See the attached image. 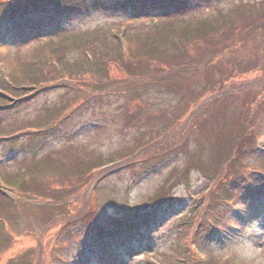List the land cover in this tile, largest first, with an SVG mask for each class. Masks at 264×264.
<instances>
[{
	"label": "rangeland",
	"instance_id": "obj_1",
	"mask_svg": "<svg viewBox=\"0 0 264 264\" xmlns=\"http://www.w3.org/2000/svg\"><path fill=\"white\" fill-rule=\"evenodd\" d=\"M122 1L103 0L105 8L59 21L75 33L111 32L120 46L125 37L132 62L147 56L161 72H126L110 63L100 80L26 90L25 101L7 112L0 197H14L15 205L7 219L0 213V264H75L82 252L88 261L81 264H101L91 254L99 228H130L151 210L156 192L165 208L159 226L138 232L151 248H141L130 264H178L167 257L189 213L194 225L184 264H264V188L263 195L247 186L228 195L227 169L215 178L223 175L222 182L210 180L220 159H234L233 172L248 185L264 170V0H186L192 8L185 19L219 18L220 30L169 57L163 47L135 46L130 30L147 23L114 8ZM4 31L0 23V76L8 80L33 43L16 49ZM135 145L124 159L113 155ZM24 162L21 182L32 188L30 197L5 177L22 172ZM211 233L221 242L210 241Z\"/></svg>",
	"mask_w": 264,
	"mask_h": 264
},
{
	"label": "trees",
	"instance_id": "obj_2",
	"mask_svg": "<svg viewBox=\"0 0 264 264\" xmlns=\"http://www.w3.org/2000/svg\"><path fill=\"white\" fill-rule=\"evenodd\" d=\"M102 1L0 0V23H3L5 27L4 36H2H6L16 49L23 47L31 41L33 43L26 54H22L23 56L21 57L17 55L18 60H15V62L22 70H15L16 77L11 75L10 80L6 82L0 76V140L3 139L5 143L9 140V135L5 136L7 134L5 133V129L8 126H6L4 118L7 116V112L13 109V105L25 101L26 95L24 92L26 90L52 89L61 86V80H67L74 84L76 81L86 79L87 76L100 80L102 73L107 70L110 63L115 64L120 69H124L126 72H131L133 69H144L147 72L151 71L154 75L161 72V67H149L153 61H150L147 56L142 57L144 61L132 62L128 51V44L126 43L127 48L123 52L117 36H113L114 34L111 32L96 29L91 32L75 33L66 30L61 25L60 18L81 17L88 10H95L98 7L105 8ZM114 8L117 10L122 9L125 12L129 11L134 16H140V18L135 17L137 20H144L143 22L147 23L139 30H133L134 28L130 30L132 42L136 47L141 46L144 50L163 47L166 48L164 55L166 57H169L168 54L185 52L191 49L192 46L190 44L199 42L201 36H209L220 30L219 24L221 23L219 22L221 20L219 21V18L185 19L184 14L192 8L191 3L186 0H123L122 3H116ZM261 41L264 42V38ZM73 53H78V56L71 57ZM20 58H24L27 66H22ZM146 63L148 66H139ZM17 71H20V73H17ZM156 78L157 76H153L151 79ZM151 81L153 82L154 80ZM57 108L59 107L57 106L55 109ZM55 109L51 111H55ZM160 146L161 144L156 145L155 149H159ZM243 146L244 144H241L240 147H237V155L244 149ZM134 147L136 145L130 146V148H126L125 150H115L113 155L124 159L130 153H133L131 150ZM146 150L148 149L141 151V153ZM237 155H234L236 163L240 161V156L237 158ZM232 161L234 159L232 160L231 158L224 164H222L223 161L221 159L220 162L216 161V170L211 175L212 179L210 180L217 178L221 172L227 169L231 175V182L229 183V188L226 190L228 195H233V191L238 194L243 188L245 190L246 186L251 190L252 194H262V189L264 188V170L262 174H256L257 178H252L257 184L254 188H250L247 184L249 178L246 179L245 176L238 174L236 170V172H233ZM25 162L22 167L18 165V171L22 172L9 170L5 172V177L9 180V184L16 185L17 182V186L20 185L19 187H22L24 197H30L32 188H25L27 185L21 182V177L26 175L27 172ZM30 174L33 173L31 172ZM222 176L219 179H215L214 183L222 182L224 180ZM13 185H11V189L18 191V189L12 187ZM220 185L221 183H218V187ZM162 190L164 189L160 188L159 192ZM34 198L41 199L42 197L36 196ZM156 198L157 192L154 195L151 210L144 212V214L140 213L136 215L135 222L130 228L123 226L126 229L124 234H122L123 227H112L105 231L99 228L98 235L101 243L96 245V252H99L100 257L98 258L101 263L130 264L129 261L138 257L141 248H151L150 243L147 246L145 244L146 241L144 245H142L143 243L137 244L136 240L133 242L132 238L138 232H142V229H150L151 226L156 229L159 226L160 218L157 214L165 208L162 201L159 202ZM252 200L254 198L249 201ZM167 204L165 205L167 206ZM14 205V197H0V213L6 214V219L10 211L13 210ZM6 207H9V209L4 212L3 210ZM190 208L194 211L196 207L190 206ZM189 215L192 219H186L185 224L180 227L181 230L177 229L175 231V239L167 257L171 263H176L175 259L178 264L186 262L184 258L181 260V257L188 255L187 244L191 240V229L194 225V215L190 213ZM1 236L3 238V233ZM113 238H116L115 241L124 248L122 254L113 256L110 252L108 239ZM210 239V241L215 242L212 233ZM83 256L84 253H80L78 259L82 257L81 261H85Z\"/></svg>",
	"mask_w": 264,
	"mask_h": 264
}]
</instances>
